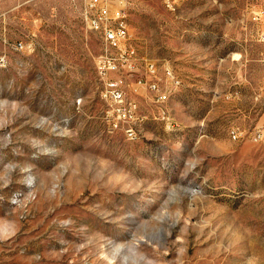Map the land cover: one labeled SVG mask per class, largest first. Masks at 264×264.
Listing matches in <instances>:
<instances>
[{"label": "rangeland", "instance_id": "1", "mask_svg": "<svg viewBox=\"0 0 264 264\" xmlns=\"http://www.w3.org/2000/svg\"><path fill=\"white\" fill-rule=\"evenodd\" d=\"M110 1L132 74L87 0H0V264H264V0Z\"/></svg>", "mask_w": 264, "mask_h": 264}, {"label": "built area", "instance_id": "2", "mask_svg": "<svg viewBox=\"0 0 264 264\" xmlns=\"http://www.w3.org/2000/svg\"><path fill=\"white\" fill-rule=\"evenodd\" d=\"M110 3V0H87L84 10L90 29L100 34L105 49V54L100 58L99 69L105 76L110 72L132 74L139 71V58L136 50L129 44V24L121 11L115 16L111 15ZM144 70L146 77L138 80V84L154 93L157 103H166L172 90L161 85L156 63L145 60ZM165 74L173 86L180 84L171 67L165 68ZM120 83L119 80H108L103 97L119 106V118L129 120L135 114L136 105L126 101ZM233 134L234 139L240 138L237 131H233ZM252 138L255 141H264V130L257 129Z\"/></svg>", "mask_w": 264, "mask_h": 264}, {"label": "bare ground", "instance_id": "3", "mask_svg": "<svg viewBox=\"0 0 264 264\" xmlns=\"http://www.w3.org/2000/svg\"><path fill=\"white\" fill-rule=\"evenodd\" d=\"M170 95H171V94H170ZM170 95H168V98H169V96H170ZM168 98H167V100H166V101H168Z\"/></svg>", "mask_w": 264, "mask_h": 264}]
</instances>
